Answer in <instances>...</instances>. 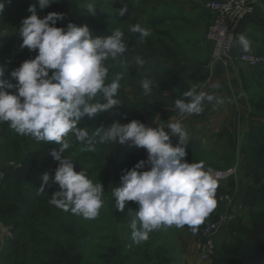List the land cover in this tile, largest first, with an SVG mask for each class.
I'll use <instances>...</instances> for the list:
<instances>
[{
  "label": "rangeland",
  "instance_id": "obj_1",
  "mask_svg": "<svg viewBox=\"0 0 264 264\" xmlns=\"http://www.w3.org/2000/svg\"><path fill=\"white\" fill-rule=\"evenodd\" d=\"M84 10L86 0H76ZM209 0H122L128 4L127 19H120L116 11L121 7V0H95L99 6L96 14L87 16L103 27L105 34L110 35L115 28H120L128 41L129 50L120 60L131 61L139 55L146 60L141 69L130 66L125 78L120 81L119 99L121 105L109 112L80 122L78 127H88L93 131L101 124L110 125L113 121L126 124L139 120L149 127L151 122L159 123L146 114L160 110L159 100L145 96L141 87L144 78L158 82L152 95L170 90L172 83L186 85L187 81L202 87L205 81H189L173 71V62L195 64L204 60L209 42L211 49L207 65L211 60L212 43L207 40V33L214 15L206 9ZM30 4H36V14L43 18L48 13L46 8L39 7L38 0H15L6 2L0 14V65L5 66V79L15 83L11 72L25 60L34 59L37 51L29 52L21 48L22 38L19 29L24 18L32 13ZM259 12L260 22L264 24V0L255 11ZM140 23L151 29L145 43H139V34L131 33V25ZM57 26V25H55ZM61 27V26H57ZM239 28V27H238ZM258 28V27H257ZM66 29V28H65ZM169 32L176 42H172L163 33ZM238 31V29H237ZM204 37V38H203ZM236 37V35H235ZM251 38V36H249ZM254 54L264 56V28L257 29L252 38ZM235 45V43L233 44ZM168 47V50L165 47ZM234 49V46H233ZM232 49V50H233ZM171 54L167 57V54ZM109 81L113 73L123 71L120 63L109 61ZM171 72L163 73L165 69ZM243 91L248 99V129L242 132L232 151L225 146H216L213 133L217 131L197 129L193 126V115L183 119V124L193 145L186 146L188 162L204 161L217 171L230 170V176L220 182L217 190V208L210 214L201 229L209 222L223 214L233 217L229 225L221 230L217 241L234 235L240 223H248V200L255 191L264 194V64L249 68ZM188 89V88H187ZM186 88L184 90H187ZM162 90L161 92H159ZM243 90V89H242ZM9 91L15 92V89ZM198 117L194 118L197 121ZM212 117H208L209 127ZM192 125V126H191ZM198 132V133H197ZM73 146L65 152L74 162L76 171L81 168L95 182L103 185L104 206L98 217L86 220L81 216L65 212L49 203L54 191L44 187L39 192L38 185L18 180L15 170L18 167L42 169L54 177L58 161L51 156V150L57 145L36 142L29 136L17 134L8 123L0 124V264H223L225 259L220 255L216 260L201 262L198 260L195 243L198 231L193 234L187 227L166 230L150 234L146 243L136 245L130 238V210L135 211V202H126L124 211L115 209L113 190L120 186L124 171L131 169L140 160H147V151L143 148L125 145H97V151L81 152L82 145L74 140ZM198 139V140H197ZM179 143V137L173 139V146ZM235 149V150H234ZM145 165L139 171L149 170ZM56 191H59L57 184ZM55 191V192H56ZM233 225V226H232ZM223 237V238H222ZM236 239V238H235Z\"/></svg>",
  "mask_w": 264,
  "mask_h": 264
},
{
  "label": "clouds",
  "instance_id": "obj_2",
  "mask_svg": "<svg viewBox=\"0 0 264 264\" xmlns=\"http://www.w3.org/2000/svg\"><path fill=\"white\" fill-rule=\"evenodd\" d=\"M6 2L0 0V14ZM54 2L38 0L41 9ZM121 5L116 11L119 17L128 11V4L121 0ZM83 7L94 16L99 6L95 0H86ZM28 11L32 14L23 19L19 29L20 47L38 54L11 72L15 83L5 79V66L0 65V124L8 123L17 134L38 143L58 146L51 150V156L58 161L51 181L59 185V191L52 194L49 203L86 220L98 217L104 206L103 185L95 183L87 169L76 171L65 152L73 146V137L82 145L81 152L95 153L97 145L128 144L143 148L148 154L146 161L140 160L124 171L120 186L112 192L115 209L124 211L129 201L138 206L135 211L130 210L132 242L141 245L151 233L170 227H187L195 234L217 208V190L224 177L204 161L183 159L189 143L183 119L202 114L206 104L218 108L225 99L193 84L174 102L179 119L161 120L156 127L135 119L126 124L118 121L108 126L101 124L91 132L88 127H78L85 118L91 119L121 105L120 81L130 66L141 69L146 60L139 55L131 61L119 59L129 50L120 28L107 36H93L87 24L77 26L69 22L66 29L55 26L57 20L65 18L61 13L49 12L40 18L36 4H30ZM129 31L139 34L141 44L152 34L151 29L140 23L131 25ZM234 43L242 52H251V40L245 34L235 37ZM109 61H117L123 68L113 73L110 81ZM140 83L145 96L158 86V82L147 77ZM210 87L219 89L221 85L213 83ZM175 136L179 137V143L173 146L170 138ZM146 164L150 165L149 170L139 171ZM49 181V173L44 172L40 193Z\"/></svg>",
  "mask_w": 264,
  "mask_h": 264
},
{
  "label": "crops",
  "instance_id": "obj_3",
  "mask_svg": "<svg viewBox=\"0 0 264 264\" xmlns=\"http://www.w3.org/2000/svg\"><path fill=\"white\" fill-rule=\"evenodd\" d=\"M258 15L259 12H254L252 15L248 16L239 25L238 31L236 32V37L239 34H245L248 38L251 36V38H249L251 40V49L256 47L252 38L254 39V37H256L257 29L259 26L264 28V24L260 22V16ZM202 44H205L203 47L206 49L204 60L195 64L173 62V71H181L180 74L182 76L186 75L187 79L191 82L203 78V82L205 81V83L201 88L210 93L215 92L216 95L225 99V103L218 108H214L211 104H206L202 114L193 115L194 118L198 117L197 121H194V118L192 120L191 116L188 117H190L193 121V126H195L192 127L191 130L196 132L197 129L204 128V130L217 131L212 134L214 139L217 140L215 142L217 144L216 146H225V150L232 151L233 148H236L239 137L241 139L243 135L242 132H246L249 125L247 121L249 112L248 99L243 92L245 90L243 86L246 84L249 69L238 60H231L226 64L222 62H213V64L207 65L206 56L208 58L211 44L209 42H203ZM233 46V55L242 51L238 45L235 44ZM183 77L186 79L185 76ZM213 83H219L221 87L219 89H212L210 85ZM190 87L191 84L188 81L184 86L179 83H172L169 88L170 90H160L159 92H162L157 95H149V97H153L154 100H159L157 102L161 105L160 110H162H157L155 113L150 112L146 114L145 117H150V121L154 120L155 122L179 119L180 117L178 116L174 102L176 99L182 98L183 92L186 91L184 90L185 88L189 89ZM208 117H212L210 127L209 120H207ZM150 125L156 126L153 122H151ZM165 131H168V129L165 128ZM175 138H178V136H175ZM170 139L173 142L174 137ZM188 144L190 146H196L193 145V141L190 139Z\"/></svg>",
  "mask_w": 264,
  "mask_h": 264
},
{
  "label": "trees",
  "instance_id": "obj_4",
  "mask_svg": "<svg viewBox=\"0 0 264 264\" xmlns=\"http://www.w3.org/2000/svg\"><path fill=\"white\" fill-rule=\"evenodd\" d=\"M14 1L15 0H8V2ZM45 8L47 13L57 12L64 15V19L56 21L57 26L59 25L63 28H67L69 22L74 23L77 26L87 24L93 36H107V34H105L103 31V27L89 18L87 16V9L84 8V10H82V8L77 4L76 0H56V2ZM129 14L130 13L127 11L124 16L118 17L120 19H127ZM163 33L166 34L172 42H176L175 39L171 37L169 32L163 31ZM165 49L168 50V47L166 46ZM170 55V53L167 54V57H170ZM167 72L169 73L171 70L167 68L163 71V73ZM262 129L264 131V127H262ZM44 172L47 171L42 169L18 167L15 170V177L18 180L41 186L42 174ZM49 175V184L45 185L44 187L55 192L57 184L52 183V175L50 173ZM247 217L248 223H240L235 229L236 233L234 235L231 233V231H228V233L231 235L229 239L223 238L220 242H215L216 253L211 261L216 260L217 257L221 255L225 259V263L223 264H264L263 193L255 191L254 194H252V196L249 198Z\"/></svg>",
  "mask_w": 264,
  "mask_h": 264
},
{
  "label": "built area",
  "instance_id": "obj_5",
  "mask_svg": "<svg viewBox=\"0 0 264 264\" xmlns=\"http://www.w3.org/2000/svg\"><path fill=\"white\" fill-rule=\"evenodd\" d=\"M259 3L260 0H209L206 2V9L214 15L207 33V40L212 43V61H221L226 64L231 60H238L249 68L264 64V56L262 55L242 51L235 55L232 54L239 25L256 11ZM219 172L225 179L230 176L231 171ZM232 217L231 214H223L199 229L195 243V251L199 261L210 262L212 260L216 253L215 242L221 235L220 231L227 227ZM223 237L229 239L231 235L228 233L227 237Z\"/></svg>",
  "mask_w": 264,
  "mask_h": 264
}]
</instances>
